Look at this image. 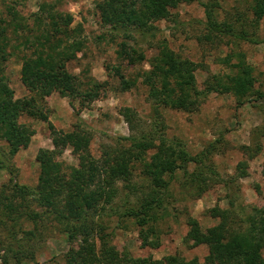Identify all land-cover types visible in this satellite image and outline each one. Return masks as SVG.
<instances>
[{
	"label": "trees",
	"instance_id": "16d2710c",
	"mask_svg": "<svg viewBox=\"0 0 264 264\" xmlns=\"http://www.w3.org/2000/svg\"><path fill=\"white\" fill-rule=\"evenodd\" d=\"M8 1L4 11L0 12V67L11 53H18L21 82L34 95L14 99L4 85L0 68V141L6 147V153L0 154V169L6 171L12 180L8 159L28 144L32 134L19 123V117L26 114L46 122L53 150L37 151L38 176L33 187L13 184V189H19L29 202L43 210L41 215L51 217L68 244L78 241L76 250L69 249L64 254V264H198L195 258L184 260L177 255L155 260L149 256L132 258L126 252H116L108 246L109 234L104 233L105 228L96 219L99 216L116 217L118 221L131 220L138 227L161 220L167 213V193L177 173L182 174L184 185L193 198L200 197L211 187V182L221 183L224 189H229L231 182L219 179L207 160L206 155L215 149L217 142L208 144L197 155H189L179 141L172 142L164 137L165 127L159 109L185 110L188 104L200 103L211 93L230 94L236 107L259 101L264 94L252 92L251 68L237 56L234 74L215 80L214 84L205 83L202 89H198L194 64L178 57L164 45L157 46L156 55L147 62L149 70L140 76L142 84L147 87L146 98L152 105V115L141 126L129 108L120 110L119 115L131 134L116 138L112 147H102L95 159L88 151L91 136L77 114L70 131H56L47 121V115L35 105V99L52 92L63 98H79L81 103H89L103 91L106 82L87 83L82 89L76 76L66 70V63L73 60L83 47L81 28L71 26L69 14L57 9L58 0H42L30 16L29 27L15 10L18 0ZM193 1L203 8L204 26L209 32L250 45H264V40L251 38L241 28L236 31L227 23L216 22L211 10L200 0H102L96 4L95 10L101 25L108 27L109 38L112 40L119 35L123 39L117 44L118 57L128 65H135L143 60V55L127 48L125 40L153 37L151 23L166 19L169 11L179 4ZM249 3L253 25H256L264 16V0H249ZM221 62L229 65L227 59ZM133 85V82L120 78L121 90ZM262 122L254 131L260 137L264 136V117ZM66 146L73 156L82 158L80 166L61 169L59 164L48 161V157L60 154ZM242 150L252 158L260 151V145L256 141L252 148L243 146ZM134 164L140 166L142 184L132 182ZM245 168L246 165L239 162L235 168L236 177L229 180L236 182L244 177ZM261 175L264 176V161ZM12 204L3 192L0 193L2 211L9 212ZM209 212L219 222L204 233L194 219L187 218L188 231L183 239L206 247L203 264H264V203L260 208H251L234 225H231L230 212L216 208ZM30 217L41 218L38 214ZM149 245L155 248L158 242Z\"/></svg>",
	"mask_w": 264,
	"mask_h": 264
},
{
	"label": "rangeland",
	"instance_id": "374dc122",
	"mask_svg": "<svg viewBox=\"0 0 264 264\" xmlns=\"http://www.w3.org/2000/svg\"><path fill=\"white\" fill-rule=\"evenodd\" d=\"M101 1L58 0L57 9L69 14L71 26L79 25L83 41L81 51L66 63V70L76 76L82 89L87 83L93 85L106 82L103 91L89 103H81L79 98H63L55 92L35 99V105L47 115V121L56 131H70L76 123L74 115H78L91 136L88 151L93 158L99 157L102 147H112L116 138L131 134L128 125L119 115L120 110L129 108L140 120L141 126L152 115V105L146 98L147 87L142 84L140 76L143 71L149 70L147 62L156 55L157 46L164 45L178 57L194 64L198 89H202L205 83L214 84L215 80H223L234 74L236 71L233 65L237 62L236 57L240 56L241 61L251 68L252 92L264 94V45H250L209 32L204 26L203 8L196 2L181 3L169 11L166 19L151 23L154 28L153 37L125 40L127 48L135 49L143 55L140 63L128 65L116 54L117 44L122 42V37L118 35L111 40L108 27L102 26L99 21L95 6ZM8 2L0 0L1 13ZM40 2L42 0L16 2L15 10L28 27L31 26L30 16ZM200 2L211 10L216 22L227 23L236 31L241 28L251 38L264 40V16L253 25L255 22L249 11V0ZM18 56V53H11L1 64L4 85L12 92L14 99L34 95L21 82ZM223 59H227L229 65L222 63ZM119 76L134 85L121 90ZM159 110L165 127L164 137L172 142L179 141L189 155H197L208 144L217 142L215 149L206 155L207 160L213 165L219 179L231 182L229 189H224L221 183L211 182V187L200 197L193 198L184 185L182 174L177 173L168 189L167 213L161 220L144 227L134 225L131 220L118 221L116 217L99 216L96 220L105 228L104 233L109 234L108 246L116 252H126L132 258L149 256L155 260L177 255L184 260L195 258L198 264H203L206 247L193 241H183L188 231L187 218L194 219L199 229L206 233L219 222L218 218L210 215L209 211L213 208L230 212L233 220L231 225H234L251 208H260L264 203V176L261 175L264 136L260 137L254 132L263 123L264 98L236 107V101L230 94L211 93L200 103L188 104L185 110ZM18 121L32 134L28 144L20 147L8 159L12 180L6 171L0 169V193L3 192L13 203L9 212L0 209V264H64V254L69 249L76 250L78 241L68 244L51 217L41 215L43 210L29 202L19 189H13V184L35 185L38 176V163L35 160L37 151L53 150L47 123L26 114H22ZM256 141L260 151L252 158L247 157L242 147L252 148ZM1 152L6 153L2 141ZM48 161L59 164L61 169L78 167L83 162L81 157L73 156L67 146L60 154L48 157ZM239 162L246 165L245 176L234 182L229 179L236 177L235 168ZM134 166L132 182L142 184L140 166ZM121 196L123 198V194ZM32 214H38L41 218H32ZM154 241L158 242L155 248L149 245Z\"/></svg>",
	"mask_w": 264,
	"mask_h": 264
}]
</instances>
